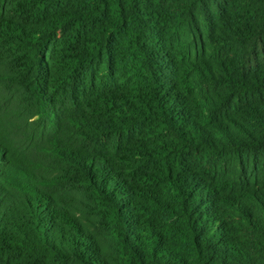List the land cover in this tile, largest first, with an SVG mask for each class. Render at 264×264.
<instances>
[{
	"label": "trees",
	"instance_id": "1",
	"mask_svg": "<svg viewBox=\"0 0 264 264\" xmlns=\"http://www.w3.org/2000/svg\"><path fill=\"white\" fill-rule=\"evenodd\" d=\"M0 264H264V0H0Z\"/></svg>",
	"mask_w": 264,
	"mask_h": 264
}]
</instances>
